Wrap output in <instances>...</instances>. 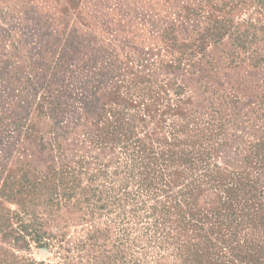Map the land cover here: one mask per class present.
Masks as SVG:
<instances>
[{
    "label": "rangeland",
    "instance_id": "1",
    "mask_svg": "<svg viewBox=\"0 0 264 264\" xmlns=\"http://www.w3.org/2000/svg\"><path fill=\"white\" fill-rule=\"evenodd\" d=\"M0 264H264V0H0Z\"/></svg>",
    "mask_w": 264,
    "mask_h": 264
}]
</instances>
